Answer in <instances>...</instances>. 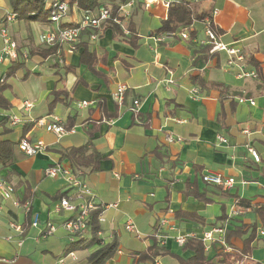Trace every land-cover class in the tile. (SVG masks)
Instances as JSON below:
<instances>
[{"label":"crops","instance_id":"crops-1","mask_svg":"<svg viewBox=\"0 0 264 264\" xmlns=\"http://www.w3.org/2000/svg\"><path fill=\"white\" fill-rule=\"evenodd\" d=\"M199 3L216 10L214 24L221 32L219 40L240 50L244 69L256 71L250 61L256 63L257 80L238 79V70L226 65L225 53L196 54L203 47L179 40L155 43L153 38L161 36L157 29L167 12L162 7L147 10L142 5L133 9L128 23L135 29L133 43L129 36L123 37L110 28H104L95 41L87 40L88 51L98 59L95 73L79 64L82 48L78 47L73 53L61 48L62 65L52 57L33 56L22 62L18 70L25 69L26 73L20 77L24 81L33 79L34 90L30 98L21 99L4 92L11 108L0 112V125L10 114L24 121L16 127L9 126L12 132L0 136V140L10 139L16 144L17 159L13 166L0 168V182L12 185L18 200L25 201L29 196L31 209L25 217L20 208L0 195V264H85L96 249L73 252L75 259L67 257L71 243L61 225L74 215L57 213L56 209L57 196L69 191L62 178L45 176V170L56 164L76 170L60 155L87 143L101 155L98 171H78L94 193L95 202L113 206L103 213L101 243L116 239L119 244L120 254L105 264H141L138 255L152 245L159 230L158 221L164 216L169 222L161 230L167 236L162 246L166 254L157 256L154 264H179L176 256L189 259L193 254L176 244L173 238L177 234L199 237L220 225L217 220L223 212L228 214L237 198L258 202L264 197V0ZM1 5L2 0L0 8ZM5 14L0 16V22ZM77 19L71 8L62 24L69 25ZM18 22L7 26L8 33L28 53L38 46L46 23ZM36 26L40 27L37 40L33 36ZM196 28V38L200 40L203 35L200 27ZM27 64H31V70ZM11 66L0 65V75ZM194 78L204 85L194 83ZM168 79L172 82L168 83ZM8 81L7 78L9 87ZM119 86L125 88L120 104L113 99ZM194 88L198 95L192 99L189 92ZM60 91L63 96L50 107L52 93ZM239 97L253 100L255 105L238 104ZM134 100L140 103L136 115L131 112ZM22 101L33 104L30 112L21 110ZM83 101L91 104L78 108ZM49 116L59 118L65 129H73L74 133L56 140L45 130L33 127V121ZM244 129L248 136L242 133ZM167 136L179 137L181 141L167 142ZM218 136L228 143H219ZM21 138L42 141L46 148L35 156H25L17 147ZM248 145L258 153L260 163L251 159ZM206 171L235 180L228 195L202 182L201 175ZM189 184H195L202 199L186 194ZM31 215L38 216L40 229L29 227ZM127 219L134 223L138 235L124 230ZM9 222L20 224L24 233L17 236L8 227ZM48 222L56 230L40 238L39 232ZM254 223L258 221L251 212L236 216L229 221L226 235L233 227ZM259 229L262 228L258 225L247 264H264V238L259 236ZM8 236H13V240H6ZM88 236L89 231L85 238ZM17 238H22L21 247L16 245ZM233 245L240 248L241 242L233 240ZM218 249L212 245L205 253L213 258Z\"/></svg>","mask_w":264,"mask_h":264},{"label":"built area","instance_id":"built-area-1","mask_svg":"<svg viewBox=\"0 0 264 264\" xmlns=\"http://www.w3.org/2000/svg\"><path fill=\"white\" fill-rule=\"evenodd\" d=\"M44 7L43 11L49 13L48 22L45 24L42 33L39 35L38 46L42 48L57 47V52L53 56L54 62L58 65L64 64L61 48L65 47L67 53H73L77 50V44L79 43L81 33L89 30L90 41H95L99 34L104 30L107 24L117 25L121 31L123 37L130 35L128 28L129 20L132 17V11L137 5H142L144 9H151L155 7H162L167 12L171 5L178 4L180 2L197 3L200 0H127L126 3L120 5L117 15L111 17L108 10L99 9L95 11L90 10H79L76 4H70L73 0H43ZM71 8L77 13L78 19L69 24L68 27L61 28L63 20L69 15ZM216 10L213 9L211 17H206L201 21L195 19L191 20V23L181 28L175 32H165L161 36L154 37L153 41L155 43L162 42L164 40H179L188 43L198 45L200 47H209L208 53H225L227 57L226 65L233 66L238 70L236 77L238 79L250 78L253 80L258 79V75L255 71H246L243 67L244 57L240 50L230 46L228 44L222 43L219 39L220 37L213 31L212 27H216L214 24V16ZM167 16H164V20ZM18 20V15L14 12H8L5 14L3 20L0 22V65H13L15 63L25 62L29 56L26 51L21 50L15 41L12 40L8 33L7 26L16 22ZM200 27V34L203 38L198 40L196 35L199 33L196 27ZM6 74L0 75V84L6 83ZM168 83L172 81L167 80ZM124 86H119L116 92L113 94V99L117 103H121L124 98ZM190 97L192 99L196 98L198 95V89H191ZM264 99V95H263ZM238 104H248L249 106H254L255 102L253 100H246L243 97L236 99ZM91 103L83 101L78 104V108H85ZM140 103L138 100H134L131 112L136 115L139 109ZM33 104L29 101L21 102V110L28 113L32 110ZM6 120L10 127H16L23 123V119L17 115H7ZM33 127L36 129H43L47 133L52 134L56 140H60L66 135L74 133L73 129H65L59 118L55 116H49V118H42L33 121ZM244 135H249L247 129L242 131ZM217 140L219 143L226 145L227 139L223 136H218ZM167 142H180L181 138L177 137L173 139L172 137H166ZM17 147L21 153L25 156H35L36 154L45 150L46 145L42 141L31 142L27 138H21ZM247 152L254 163H260V157L255 149L251 146L246 147ZM82 173L78 170H73L71 168H65L59 164L48 167L45 170V176L48 178L60 177L65 181L67 190L69 194L64 195L57 205L58 212H66L73 214L71 218L65 220L61 227L68 236L70 243H74L78 239L85 238L88 232V226L90 221V215L95 210H100L98 216V223H104L103 213L112 208V205L97 204L95 202V195L89 189V187L81 180ZM201 180L204 184L216 187L223 192L230 191L234 185L235 180L231 177L223 176L219 173H213L206 171L201 175ZM243 184V182H242ZM14 187L10 184L0 182V195L2 199L12 201V205L15 208H20L23 211L24 216L30 214L31 202L29 200L21 201L14 198ZM247 212L243 206L238 204L235 200L232 206L229 208L226 220L224 223L218 227H214L207 232H204L201 236L196 237L192 233L188 234H177L173 239L177 245L183 246L186 240L190 238H198L204 245L205 251L209 249L212 245H217L225 253H231V248L226 243V231L229 221L241 214ZM29 222V227L33 229H40V221L37 215H31ZM169 224L166 216L160 218L158 221L159 230L156 234V238L160 246H164L167 236L161 234L163 230ZM8 227L17 235L21 236L24 233L22 226L15 222H9ZM56 230L53 223L48 222L44 229H41L39 234L40 238H45L52 235ZM124 230L127 233L138 235L134 223L127 219L124 223ZM258 234L261 238H264V230L259 229ZM100 236V233H99ZM6 240H13V236H8ZM22 238H17L16 245L21 247ZM117 254H120L119 250ZM67 257L75 259L74 253L70 252ZM249 256H245L242 259L235 260L234 264H247L249 261Z\"/></svg>","mask_w":264,"mask_h":264},{"label":"trees","instance_id":"trees-1","mask_svg":"<svg viewBox=\"0 0 264 264\" xmlns=\"http://www.w3.org/2000/svg\"><path fill=\"white\" fill-rule=\"evenodd\" d=\"M12 11L18 15L19 18H24L26 21H36L40 23H47L49 13L43 11V0H7ZM127 0H73L70 4H76L79 10L95 11L99 9H105L109 11L111 17L117 15L120 5L126 3ZM212 7H202L197 3L180 2L173 4L167 11V17L164 21H161L159 28L157 29L158 35L165 32H175L188 26L192 19L201 21L206 17H211ZM67 24H61V28L68 27ZM105 28H110L113 32L121 34L117 25L107 24ZM129 42L135 41V29L130 23L129 26ZM213 31L219 36L221 32L212 27ZM90 31L87 30L81 33L78 48H82L79 64L85 66L88 70L95 73V65L98 59L93 53L88 51L87 40H89ZM57 47L42 48L40 46L31 49L28 52L29 57L38 56L42 59L53 58L57 52ZM209 47L198 48L196 54L207 55ZM211 54L210 56H213ZM205 58V56H204ZM202 57V59H204ZM256 68V73L259 76L256 63L250 61ZM22 66L21 63L13 64L4 74L7 78L14 75V73ZM68 70V69H67ZM194 83H197L201 87L203 82L198 79H193ZM8 88L6 83L0 84V112H8L11 108L9 101L4 97V92ZM63 92H53V101L50 103V107L60 100L63 96ZM8 128H7V127ZM0 136L10 134L11 128L8 125L7 120L0 125ZM15 143L10 139L0 140V168L5 169L13 166L17 159L14 155ZM61 160H67L76 170H88V172L98 171V163L101 160V155L92 151L89 148V143L84 146L71 148L61 153ZM258 164V163H257ZM186 194L190 197L202 199L201 195L197 193L195 184H189L186 186ZM226 195L227 192L225 193ZM65 194L57 196V200H60ZM237 198V197H236ZM30 197L26 196L24 200H29ZM238 204L247 209V212H251L257 218L258 224L254 223L249 226L241 225L231 229L226 235V243L231 248V253H225L222 249H218L213 258H209L204 249V245L198 238H190L184 243L182 250L192 252L193 256L189 259H183L176 256V260L179 264H234L235 260L242 259L245 256H250L252 252L251 244L255 240L257 227H261L264 230V197L258 201L253 202L250 200H244L237 198ZM100 210H95L90 215V221L88 226L89 236L88 238L78 239L74 243H71L70 248L66 251V255L70 252L82 251L96 247V249L86 258L85 264H105L107 261L113 259L119 249V244L116 239H113L110 243H101L99 233L101 226L98 223V216ZM184 217H192L184 215ZM227 215L224 212L219 217L218 224L225 222ZM217 223V222H216ZM216 223L214 225H216ZM212 229V228H211ZM233 240H239L241 242L240 248L233 245ZM166 251L156 239H153L152 245L145 251L138 255V262L141 264H154V260L157 256L165 255Z\"/></svg>","mask_w":264,"mask_h":264},{"label":"rangeland","instance_id":"rangeland-1","mask_svg":"<svg viewBox=\"0 0 264 264\" xmlns=\"http://www.w3.org/2000/svg\"><path fill=\"white\" fill-rule=\"evenodd\" d=\"M1 7H2V8H0V16L1 17L6 13V10H7V12H13L7 0H2ZM17 22L20 25H24V23H26L24 18H19L17 20ZM31 22H34V21H31ZM36 28H38V29L33 33V36L37 40L38 39L37 36L40 33L39 32L40 27L36 26ZM27 68L31 70V64H27ZM23 73L24 74L26 73L25 69L18 70L16 73L17 74L16 76L12 75L11 77L8 78L9 79V81H8L9 87L6 89L5 92L8 93V95H10L11 97L15 96L14 98H17V99H21L23 97L30 98L31 94H33L32 90H34V84H33L34 80L33 79H28L27 81L22 80L20 76ZM32 73H34V72H32Z\"/></svg>","mask_w":264,"mask_h":264},{"label":"bare ground","instance_id":"bare-ground-1","mask_svg":"<svg viewBox=\"0 0 264 264\" xmlns=\"http://www.w3.org/2000/svg\"><path fill=\"white\" fill-rule=\"evenodd\" d=\"M121 33V32H120Z\"/></svg>","mask_w":264,"mask_h":264}]
</instances>
